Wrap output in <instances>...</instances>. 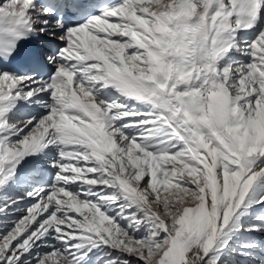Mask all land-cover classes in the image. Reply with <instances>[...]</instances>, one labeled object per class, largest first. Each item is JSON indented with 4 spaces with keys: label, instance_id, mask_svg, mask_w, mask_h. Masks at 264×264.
Returning <instances> with one entry per match:
<instances>
[{
    "label": "snow or ice",
    "instance_id": "6c2138e0",
    "mask_svg": "<svg viewBox=\"0 0 264 264\" xmlns=\"http://www.w3.org/2000/svg\"><path fill=\"white\" fill-rule=\"evenodd\" d=\"M264 0H0V264H264Z\"/></svg>",
    "mask_w": 264,
    "mask_h": 264
},
{
    "label": "rangeland",
    "instance_id": "374dc122",
    "mask_svg": "<svg viewBox=\"0 0 264 264\" xmlns=\"http://www.w3.org/2000/svg\"><path fill=\"white\" fill-rule=\"evenodd\" d=\"M260 239H264V237H259Z\"/></svg>",
    "mask_w": 264,
    "mask_h": 264
}]
</instances>
